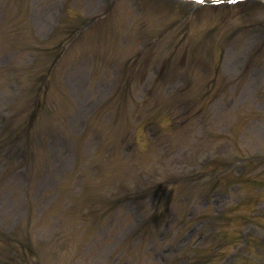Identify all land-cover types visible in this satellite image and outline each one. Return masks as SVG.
Instances as JSON below:
<instances>
[{"label": "rangeland", "instance_id": "rangeland-1", "mask_svg": "<svg viewBox=\"0 0 264 264\" xmlns=\"http://www.w3.org/2000/svg\"><path fill=\"white\" fill-rule=\"evenodd\" d=\"M37 1L0 0V264H264V8Z\"/></svg>", "mask_w": 264, "mask_h": 264}]
</instances>
